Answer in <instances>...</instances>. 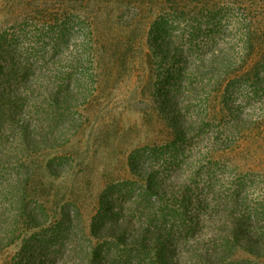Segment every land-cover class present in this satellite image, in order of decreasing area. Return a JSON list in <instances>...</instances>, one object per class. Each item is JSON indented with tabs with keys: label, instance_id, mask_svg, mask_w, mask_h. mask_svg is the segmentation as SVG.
<instances>
[{
	"label": "trees",
	"instance_id": "1",
	"mask_svg": "<svg viewBox=\"0 0 264 264\" xmlns=\"http://www.w3.org/2000/svg\"><path fill=\"white\" fill-rule=\"evenodd\" d=\"M0 12L13 23L0 31V117L27 152L23 204L87 77L133 68L150 88L136 196L113 181L88 218L57 214L50 264H264V0H3Z\"/></svg>",
	"mask_w": 264,
	"mask_h": 264
},
{
	"label": "rangeland",
	"instance_id": "2",
	"mask_svg": "<svg viewBox=\"0 0 264 264\" xmlns=\"http://www.w3.org/2000/svg\"><path fill=\"white\" fill-rule=\"evenodd\" d=\"M12 24L9 17L0 12V31ZM15 52L11 55L19 59L22 53ZM92 74L87 77L91 83L80 99L83 105L70 112L58 110L56 126L59 128L54 135L57 147L47 154L37 155L36 187L41 192L29 203L23 204L18 196L25 180L27 165L26 155H23L27 152L17 136L6 131L11 120L0 117V121L6 123H0V126L5 125L0 131V264H50L45 252L54 238L48 229L60 224L56 221L57 214L75 216L81 211L88 218L108 183L134 179L131 156L135 164L140 165L141 174L149 170L150 88L143 91L138 88L139 73L133 68L114 72L103 69ZM7 78L0 69L1 90L8 85ZM49 163L54 166L56 175L41 171ZM130 183V195L136 196V186ZM76 193L78 200L74 197ZM29 214L41 218L40 223L29 225L25 220ZM74 220L72 225L76 228L83 225L77 218ZM70 245L64 242V250ZM239 253L245 255L243 250Z\"/></svg>",
	"mask_w": 264,
	"mask_h": 264
}]
</instances>
